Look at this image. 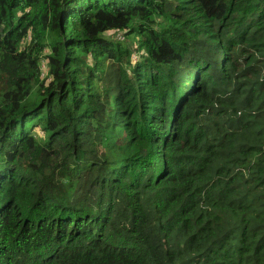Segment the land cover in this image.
Instances as JSON below:
<instances>
[{
  "label": "trees",
  "instance_id": "obj_1",
  "mask_svg": "<svg viewBox=\"0 0 264 264\" xmlns=\"http://www.w3.org/2000/svg\"><path fill=\"white\" fill-rule=\"evenodd\" d=\"M0 264H264V0H0Z\"/></svg>",
  "mask_w": 264,
  "mask_h": 264
},
{
  "label": "rangeland",
  "instance_id": "obj_2",
  "mask_svg": "<svg viewBox=\"0 0 264 264\" xmlns=\"http://www.w3.org/2000/svg\"><path fill=\"white\" fill-rule=\"evenodd\" d=\"M125 34V33H124ZM125 36V35H124ZM115 38H116V35H115ZM120 42H123V43H126V44H129L130 46H132V47H135L136 45V43L135 42H133L132 40H130L129 38H127L126 36H125V38H124V40H122V41H120ZM142 53V52H141Z\"/></svg>",
  "mask_w": 264,
  "mask_h": 264
},
{
  "label": "built area",
  "instance_id": "obj_3",
  "mask_svg": "<svg viewBox=\"0 0 264 264\" xmlns=\"http://www.w3.org/2000/svg\"><path fill=\"white\" fill-rule=\"evenodd\" d=\"M116 35V39L117 40H119V41H122V40H124V38H125V34H124V32H118V33H116L115 34Z\"/></svg>",
  "mask_w": 264,
  "mask_h": 264
}]
</instances>
